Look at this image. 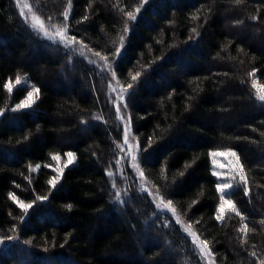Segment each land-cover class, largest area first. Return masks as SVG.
I'll use <instances>...</instances> for the list:
<instances>
[{
  "label": "trees",
  "instance_id": "16d2710c",
  "mask_svg": "<svg viewBox=\"0 0 264 264\" xmlns=\"http://www.w3.org/2000/svg\"><path fill=\"white\" fill-rule=\"evenodd\" d=\"M27 2L42 31L0 0V264H204L146 185L215 264H264V0ZM229 151L243 173L218 175ZM222 195L235 211L217 220Z\"/></svg>",
  "mask_w": 264,
  "mask_h": 264
},
{
  "label": "rangeland",
  "instance_id": "374dc122",
  "mask_svg": "<svg viewBox=\"0 0 264 264\" xmlns=\"http://www.w3.org/2000/svg\"><path fill=\"white\" fill-rule=\"evenodd\" d=\"M17 4L19 6L20 11L22 12V14L24 15V17H26V20L29 21L30 24H32V27H37V30H43L41 26H39L38 24V20L36 19V17L31 13V10L29 8L28 2L27 0H16ZM227 25V24H226ZM240 34H245L243 30L240 31ZM240 37H244V35H239ZM263 39H258V46H264L263 43ZM76 50H78V48L76 47ZM106 65L100 66V70L102 72H105L109 77V80L111 83L110 86L112 87V89L115 91L118 100L121 101L120 97H123V93L126 92V90L128 89L127 87L123 88L122 86H118L117 82H116V78L112 76V69L110 66H108L107 68L105 67ZM255 87L259 90V94H261V92H264V84H255ZM117 90V91H116ZM31 92L34 93V90H32ZM34 100V97H33ZM24 101V100H23ZM22 101V102H23ZM21 102V103H22ZM119 111V118L122 120L123 122V128L124 130L127 129L128 131V143L123 144V149H126L127 153H128V158L130 160H133L132 157L135 156L136 157V151H137V143H136V139L135 137L132 135V132L129 128V125L127 124V118L124 117L122 115V110H118ZM230 152V151H229ZM224 153H228V152H224ZM135 160H133V166L134 168L137 170V167L135 165ZM214 164L217 166V173L218 175H227L230 173H233V165L236 163L235 157L232 156H228V155H217L214 156ZM67 163V157L65 159H60L59 161L54 160V165H53V169L56 171L57 175L60 173L57 171V169H62L64 168V165ZM229 170V171H227ZM139 176V173H138ZM139 179V178H138ZM143 189V188H142ZM144 189L148 192V196L150 197L151 201L153 202V205L155 207V209L158 210V212L164 213V212H169L171 214L174 215V218L177 220V222L180 224V226L184 229V231L188 232V235L193 238V242H197V247L200 250L201 247H203L204 242H202L201 240L197 239L194 235V233L192 234L189 230V225L185 224L183 220H181L182 218L179 217L175 212H173L171 206L169 207H164V205H168V203H166L165 201H163L159 195H157L156 193L153 192V190L148 187L147 185L144 186ZM143 189V190H144ZM144 190V191H145ZM159 206V207H158ZM3 244L0 245V248H2ZM208 248V247H207ZM209 251V249H208ZM210 252V251H209ZM200 256L204 262V264H215L214 263V259L212 257V255H205L203 253H201L200 250Z\"/></svg>",
  "mask_w": 264,
  "mask_h": 264
},
{
  "label": "snow or ice",
  "instance_id": "6c2138e0",
  "mask_svg": "<svg viewBox=\"0 0 264 264\" xmlns=\"http://www.w3.org/2000/svg\"><path fill=\"white\" fill-rule=\"evenodd\" d=\"M137 11H139V9H137ZM128 16L131 17V19H135L136 17L135 16H132L131 13H127ZM65 19H67V15L65 16ZM42 27V26H41ZM193 31H195V29H193ZM47 35V33H46ZM59 35L61 37H63L64 33L61 32L59 33ZM75 39V38H73ZM69 43H71V41H69ZM112 76L115 77V72L112 73ZM133 80H135L137 77L133 76L132 77ZM17 83H19V81H17ZM8 87V90L11 91L12 90V86H11V83H9L7 85ZM129 88L132 87V85H128ZM39 92V89H36L35 90V93H38ZM33 92H29L27 94V98L21 103L18 105V108L19 109H27L29 108L33 103H34V100H33V97H34V94ZM121 101L123 100V97L121 96L120 97ZM259 99L261 101H264V92H261L260 96H259ZM126 107V105H125ZM119 110V108L117 109ZM124 142L125 144L128 143V131L127 129L125 130V134H124ZM67 155V163L64 165V167H68L69 165H71L75 159L74 157V154L72 152H68L66 153ZM213 156H217V155H228V156H232V157H235L236 156V153L233 151V152H228V153H217V152H213L212 153ZM54 160H57L59 161L60 160V156L59 155H56L53 157ZM133 160L136 159L135 156L132 157ZM39 167V166H37ZM234 170H238L239 172L243 173V168L239 165V161L237 160L236 161V168ZM58 172H60L62 174V169H57ZM142 175V174H141ZM60 179V176L57 175V176H54L51 180L48 181V183L53 187L55 188L56 187V184L58 182V180ZM240 179L242 181L245 180V177L243 175L240 176ZM233 186L232 185H229V184H222V185H219L218 186V191L221 192V193H225L226 194V189H230L232 188ZM116 198L117 200L120 199V195L119 193L116 194ZM12 199L14 201H16L19 205V207L21 208V210L25 213H27V211L32 208V204H29V203H24L22 201H18L17 198L15 196L12 197ZM38 199H47V197H39ZM171 204V201H169L168 205H164V207H169ZM69 208H71V205L68 206ZM159 207V206H158ZM227 209H232L233 211H235V206L233 204V201L232 199H226L224 195L221 196V203L219 205V215L216 216V219L217 220H221L224 216V213ZM174 212V209L172 210ZM201 253L205 254V255H210V252L208 251V248H207V242H204L203 244V247H201Z\"/></svg>",
  "mask_w": 264,
  "mask_h": 264
}]
</instances>
